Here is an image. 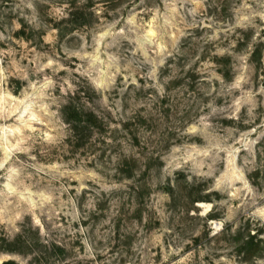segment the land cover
Returning <instances> with one entry per match:
<instances>
[{
	"label": "rangeland",
	"instance_id": "rangeland-1",
	"mask_svg": "<svg viewBox=\"0 0 264 264\" xmlns=\"http://www.w3.org/2000/svg\"><path fill=\"white\" fill-rule=\"evenodd\" d=\"M70 102L98 117L82 141ZM18 237L0 264H264V0H0Z\"/></svg>",
	"mask_w": 264,
	"mask_h": 264
},
{
	"label": "trees",
	"instance_id": "trees-1",
	"mask_svg": "<svg viewBox=\"0 0 264 264\" xmlns=\"http://www.w3.org/2000/svg\"><path fill=\"white\" fill-rule=\"evenodd\" d=\"M82 14H83L82 16H86L84 14V11ZM83 18L84 20L82 21H79L78 19H76V20H71L70 23L73 24L74 27L76 25L85 26L87 23V20L85 19V17ZM253 56L258 62H262V59H263L262 49L257 47L254 51ZM225 75L228 76V72L224 74V76ZM62 116L66 120V122L71 124L74 135L76 136L78 141H82V139H84L85 132L92 130L93 126L96 127L97 121H98V117L96 116L95 113L85 110L84 108H80L71 102L63 106ZM256 238H257V235L249 234L248 238L245 240V242L243 243L241 247V249L249 253L248 255L259 250L258 244L255 241ZM20 242L24 244L26 247H30V245H32V244H29V242L25 240L23 237H18V239L14 241L4 239L3 243L0 246V251L17 253L18 251H20L18 248V245L20 244ZM54 247L60 250H63L61 247H58V246H54ZM3 264H17V263L14 261H7V262H4Z\"/></svg>",
	"mask_w": 264,
	"mask_h": 264
}]
</instances>
